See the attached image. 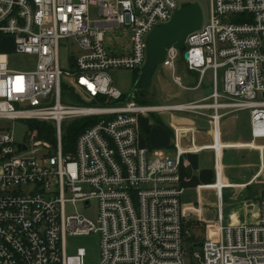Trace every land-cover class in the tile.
I'll list each match as a JSON object with an SVG mask.
<instances>
[{"label":"built area","instance_id":"obj_1","mask_svg":"<svg viewBox=\"0 0 264 264\" xmlns=\"http://www.w3.org/2000/svg\"><path fill=\"white\" fill-rule=\"evenodd\" d=\"M90 5L97 7L94 21ZM178 8L176 0H0V43L12 40V51L0 53V264H85L86 250L73 243L94 235L98 264H186L189 213L180 202L181 156L210 150L218 184L222 152L244 147L220 142L224 115L248 111L253 139H264V0H209V19L185 39L188 58L173 46L166 49L162 66L174 73L181 56L197 86L211 71L206 99L176 106L119 102L122 93L107 72H138L146 60V37ZM117 29L130 30L129 54L111 55L103 45L105 32ZM68 40L77 47L69 72L59 61L60 42ZM9 54L32 58L33 68L12 70ZM62 76L72 80L66 86L80 102L85 97L95 106L63 104ZM173 83L181 86L180 78ZM167 112L207 117L211 144L185 150L178 138L192 130L173 129V156L139 146V116ZM90 116L100 120L64 153L62 124ZM17 121L28 129L33 122L51 123L55 146L34 141L30 129L17 144ZM223 188L228 187L215 189L218 199ZM93 202L91 221L84 211ZM255 214L253 224L222 226L219 207V225L192 254L194 264H264V197Z\"/></svg>","mask_w":264,"mask_h":264},{"label":"crops","instance_id":"obj_2","mask_svg":"<svg viewBox=\"0 0 264 264\" xmlns=\"http://www.w3.org/2000/svg\"><path fill=\"white\" fill-rule=\"evenodd\" d=\"M184 72H186L185 69ZM186 74L193 77L189 80L190 83H186V89L192 88L195 92L197 89L204 91L209 89L206 94H199L197 101L206 99L212 90L210 79L205 82V85H203V79L197 86L196 76L188 72ZM191 102L195 101L192 99ZM209 113L210 111L206 110L204 114ZM177 114L188 117H177L173 122L171 115ZM148 116H139L137 143L152 152L160 151L169 156L174 155L173 129L192 130V132H182L178 138V144L185 150L191 149L193 145L204 147L211 144L212 131L207 117L183 112L148 114ZM162 117L167 122L166 125L160 121ZM240 117L241 114L237 112L228 113L222 117L219 124L221 143L244 146L222 152L223 181L215 184L214 158L210 150L181 156L179 173L183 193L180 196V202L182 208L187 209L189 213L184 228L187 230L198 228L203 234L202 238L194 239L195 244L201 243L215 232L214 229L219 225V207L222 226L239 223L253 224L256 221L257 203L264 197V139H253L250 117L243 115ZM229 153L234 155L235 162L238 160L236 168H234L235 162L231 165L224 164V158ZM223 185L228 188H223L218 199L215 189Z\"/></svg>","mask_w":264,"mask_h":264},{"label":"rangeland","instance_id":"obj_3","mask_svg":"<svg viewBox=\"0 0 264 264\" xmlns=\"http://www.w3.org/2000/svg\"><path fill=\"white\" fill-rule=\"evenodd\" d=\"M178 7L184 3L188 2H196L201 10V13L203 14V21L206 22L209 19L210 13H209V0H176ZM88 17L91 21H94L98 19L97 14V7L90 5L88 8ZM131 33L130 30L127 29H117L112 31H106L104 34L103 39V45H105V48L109 54H112L114 56L118 55H126L129 54L131 51ZM11 43L12 40L10 38H4L0 43V53L2 52H11ZM59 61H60V68L63 71H71V65L70 60L72 57L77 55V47L73 44H71V40H68L67 42H60L59 45ZM32 58L16 54V55H8V63L9 67L12 70H19V71H30L34 63L32 62ZM109 74L112 87L120 91L124 96H127L131 90L134 81L136 80L137 76L134 77V74L131 71L125 70V69H118V70H110L107 72ZM221 75L222 71L219 70L218 75V93H222V85H221ZM179 77L181 80V86L175 85L173 83V78ZM193 77L186 74L183 69V59L181 56H178V60L175 65L174 73L168 70L167 68L163 67L162 65L157 67L154 71V75L151 78V83L148 86V89L140 92V96H138V93L135 94V96H138L141 100L145 101L147 105H154V106H176L177 104H188L193 99L195 102L197 101L199 94H206L209 89H197V94L195 95V91L191 88L186 89V83H190L189 80H191ZM208 79H211V71H207L203 85H205V82L208 81ZM62 85L65 86H71L72 80L70 78H66L64 76L61 77ZM211 90V89H210ZM76 93H81V91L77 90L75 88ZM75 96L65 92L62 90L61 96H62V103L66 105H82L85 107L95 106V104H92L87 100L85 97L80 102L74 93ZM257 100H260L261 98L259 96L256 97ZM169 113V112H168ZM237 113L241 114L244 117H250V113L246 110L244 111H237ZM146 117H149L146 115ZM177 117H188L187 115H171V119L174 122V119H177ZM240 117V118H241ZM160 121L166 125L167 122L162 117L160 118ZM69 122V121H68ZM12 125V123L10 124ZM29 133V129L27 127V124L23 121H17L13 123V135L15 138V142L17 144L25 142L27 139V135ZM34 141H38V138H35ZM40 141V140H39ZM42 142V141H40ZM29 146H31V143H28ZM228 153V152H226ZM224 153V154H226ZM224 158V164H232L235 162V157L233 154H230L225 156ZM149 159V157H147ZM238 160L235 162L236 165L234 168L237 167ZM225 201V197H224ZM226 203V201H225ZM92 207L86 211H84V214L86 217L94 221L95 217V211H96V205L94 202L91 204ZM233 219H235L234 216H232ZM236 223V221H234ZM189 232V237H203L202 232L195 228L193 230H187ZM188 237V238H189ZM74 248H80L83 247L86 250V256L84 258L85 264H98V258H99V248H98V242H97V236H90L87 238H80L77 240H74ZM195 243L191 244L189 240L184 241V246L187 249V256L185 257V263L186 264H194L195 260L192 259V254L198 252L199 248H193Z\"/></svg>","mask_w":264,"mask_h":264},{"label":"water","instance_id":"obj_4","mask_svg":"<svg viewBox=\"0 0 264 264\" xmlns=\"http://www.w3.org/2000/svg\"><path fill=\"white\" fill-rule=\"evenodd\" d=\"M203 22V14L196 2H188L179 6L174 12V16L167 24H160L153 28V31L146 37L145 63L138 71V76L133 83L131 92L126 96V100L133 99L136 93L141 97L140 92L148 89L151 78L157 67L164 61L165 51L170 47L182 53L186 60L185 39L192 33L199 31ZM264 98V96H263ZM23 150L24 147L19 145ZM200 243H196L193 248H201Z\"/></svg>","mask_w":264,"mask_h":264},{"label":"trees","instance_id":"obj_5","mask_svg":"<svg viewBox=\"0 0 264 264\" xmlns=\"http://www.w3.org/2000/svg\"><path fill=\"white\" fill-rule=\"evenodd\" d=\"M134 77L138 76L137 71H133ZM60 90L73 95V90L69 89L66 85L61 86ZM126 99V96L122 94V98L119 102H123ZM134 102L142 106H148L145 101L141 100L138 96L133 97ZM102 102L103 100H98ZM116 102H111L110 106H116L119 104ZM100 118L95 116H90L87 118H77L74 121L64 122L61 126V148L64 153L74 150V144L78 136L85 130L89 129L92 125L96 124ZM29 129L36 132L37 138L41 141L49 143L52 147L55 146V130L51 123L44 122H33L29 124ZM191 244L194 243V237L186 238Z\"/></svg>","mask_w":264,"mask_h":264}]
</instances>
